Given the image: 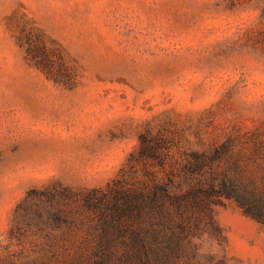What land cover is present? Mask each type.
I'll list each match as a JSON object with an SVG mask.
<instances>
[{
  "label": "rangeland",
  "instance_id": "374dc122",
  "mask_svg": "<svg viewBox=\"0 0 264 264\" xmlns=\"http://www.w3.org/2000/svg\"><path fill=\"white\" fill-rule=\"evenodd\" d=\"M156 138L164 167L140 150ZM227 144L216 166L264 182V0H0V248L31 190L163 178ZM214 214L204 252L264 264V227L230 199Z\"/></svg>",
  "mask_w": 264,
  "mask_h": 264
},
{
  "label": "trees",
  "instance_id": "16d2710c",
  "mask_svg": "<svg viewBox=\"0 0 264 264\" xmlns=\"http://www.w3.org/2000/svg\"><path fill=\"white\" fill-rule=\"evenodd\" d=\"M35 46V65L53 78L50 49L43 41ZM162 142L140 150L164 167ZM230 147L195 152L163 178L147 167L139 177L130 164L104 189L31 190L15 211L0 264H230L203 249L205 240L222 238L214 207L233 200L264 227V182L236 161L216 166Z\"/></svg>",
  "mask_w": 264,
  "mask_h": 264
}]
</instances>
